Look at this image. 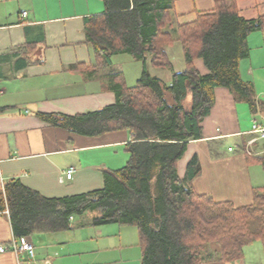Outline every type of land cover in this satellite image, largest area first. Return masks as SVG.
<instances>
[{"label":"trees","instance_id":"trees-1","mask_svg":"<svg viewBox=\"0 0 264 264\" xmlns=\"http://www.w3.org/2000/svg\"><path fill=\"white\" fill-rule=\"evenodd\" d=\"M103 2L104 11L84 22L97 64L112 65L114 54L126 52L142 61V75L134 84L118 83L115 101L98 109L39 114L82 134L128 130L130 157L125 165L105 170L101 188L82 193L48 197L19 178L0 185V212L9 210L14 235L57 231L69 227L72 216L94 211V224L137 226L141 264L236 261L248 244L259 241L264 247V186L253 189L251 203L236 205L196 191L192 185L200 172L196 155L184 176L178 172L188 142L203 137L201 123L214 105L215 87H228L236 100L258 110L253 82L242 77L240 62L249 54V34L264 33V15L247 19L235 0H219L215 8L198 11L196 19L179 23L174 0ZM175 40L183 50L181 70L173 69L167 51ZM196 58L203 60L208 72H200ZM149 66L171 69L170 83L153 75ZM246 143L247 138L241 140L242 146ZM247 156L264 167V152Z\"/></svg>","mask_w":264,"mask_h":264},{"label":"crops","instance_id":"crops-1","mask_svg":"<svg viewBox=\"0 0 264 264\" xmlns=\"http://www.w3.org/2000/svg\"><path fill=\"white\" fill-rule=\"evenodd\" d=\"M218 1L174 0V13L179 23L189 22L198 11L215 8ZM235 2L247 19L264 15V0ZM104 9L103 0H0L1 186L19 178L48 197L72 195L101 188L106 169L127 163L126 143L132 136L128 130L82 134L39 114L98 109L115 101L118 83L127 84L117 74L114 55L112 65H98L87 41L85 18ZM248 46L240 71L253 82L258 110L253 112L246 101L236 100L228 87H215L214 105L201 123L203 137L190 140L178 162V172L184 176L196 155L200 163V172L192 180L196 191L236 205L251 203L253 189L264 186V167L247 156L264 152V137L252 129L254 119L264 127V33L252 31ZM181 51L183 56L182 46ZM194 63L200 72H208L201 58ZM157 68L149 66V71L164 79L154 72ZM112 70L117 72L113 76ZM171 78L172 74L165 80L170 83ZM72 166L75 171L67 178L65 171ZM94 213L72 216L69 227L57 231L29 234L35 245L34 264H141L137 226L94 224ZM13 236L9 212L1 211L0 243ZM211 246L220 248L217 242ZM245 258L244 250L236 261L213 259L199 264H246ZM17 260L11 250L0 252V264H18Z\"/></svg>","mask_w":264,"mask_h":264},{"label":"rangeland","instance_id":"rangeland-1","mask_svg":"<svg viewBox=\"0 0 264 264\" xmlns=\"http://www.w3.org/2000/svg\"><path fill=\"white\" fill-rule=\"evenodd\" d=\"M168 54L170 55L173 61V69L180 70L183 67V56L181 51L180 43L175 40L171 45L167 47ZM113 61L115 66L120 70L121 79H125L127 85L134 84L138 77L142 75L143 67L142 61L134 58L131 54L126 52L116 53L113 56ZM154 72L160 76H164L165 79L170 77L172 74L171 69L169 68H157ZM166 76V77H165ZM167 82V81H166ZM228 143V142H227ZM227 149V145H226ZM259 167H263L261 164H258ZM90 213V212H89ZM246 252L245 262L246 264H263L264 262V247L259 242H253L245 246ZM248 254V255H247Z\"/></svg>","mask_w":264,"mask_h":264},{"label":"built area","instance_id":"built-area-1","mask_svg":"<svg viewBox=\"0 0 264 264\" xmlns=\"http://www.w3.org/2000/svg\"><path fill=\"white\" fill-rule=\"evenodd\" d=\"M23 14H27V11H24ZM252 129L259 132V137H264V127L261 126L260 123H258L255 119L253 121ZM252 142L253 140H250L248 144ZM248 151L251 152L249 149ZM74 171L75 167H70L65 171V176L67 178H71ZM5 210L9 212L8 209ZM6 250H11L16 254L18 264H34L33 257L35 256V245L29 235H23L19 237L14 235L9 242L0 243V252H4Z\"/></svg>","mask_w":264,"mask_h":264}]
</instances>
